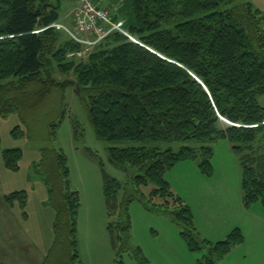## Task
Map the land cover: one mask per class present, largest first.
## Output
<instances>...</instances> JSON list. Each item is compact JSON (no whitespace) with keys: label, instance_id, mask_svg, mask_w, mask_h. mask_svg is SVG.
Wrapping results in <instances>:
<instances>
[{"label":"trees","instance_id":"obj_1","mask_svg":"<svg viewBox=\"0 0 264 264\" xmlns=\"http://www.w3.org/2000/svg\"><path fill=\"white\" fill-rule=\"evenodd\" d=\"M131 10L127 22L112 16L124 22L135 40L116 31L78 59L68 54L82 45L50 27L61 23L60 7L48 0H0V116L17 113L26 130L17 126L12 134L32 138V125L47 114L44 110L57 95L62 104L48 121V138L56 139L69 113L63 99L71 91L99 140L208 142L178 151L109 148L114 165L138 171L131 180L133 193L120 203L125 184L99 162L109 213L120 211L119 220L108 224L117 248L128 251L130 205L141 197V187L152 183L151 198L173 202L171 215L189 248L207 246L199 264H218L243 241L242 234L234 232L216 245L201 239L191 208L170 190L165 174L191 159L212 175L210 143L224 139L239 155L245 206L260 201L264 207V144L254 146L264 138V10L251 0H132ZM77 128L74 121L75 136ZM42 152L36 171L48 188L55 218L53 243L37 264H85L78 240L80 196L70 184L67 155L56 148ZM22 155L21 149L4 150L6 167L18 170ZM27 198V191H14L5 201L14 205L18 200L24 209ZM136 256L140 264H150L140 249ZM0 264L7 263L0 259Z\"/></svg>","mask_w":264,"mask_h":264},{"label":"rangeland","instance_id":"obj_2","mask_svg":"<svg viewBox=\"0 0 264 264\" xmlns=\"http://www.w3.org/2000/svg\"><path fill=\"white\" fill-rule=\"evenodd\" d=\"M110 1L100 0V3L109 5ZM131 1L117 0L113 3L114 8L120 12L124 6L131 15ZM74 2L48 0L51 6L60 4L61 21H66L65 16H71ZM260 102L264 105V96ZM61 104L57 95L50 99V106L44 110L47 114L32 125V138L26 135L15 137L12 134L17 126L26 130L17 113L0 116V247L7 251L6 256L0 259L8 264H37L44 259L53 243L55 212L48 204L49 193L44 179L36 171L39 168L36 164L42 160V149L47 147L63 150L67 155L70 184L80 196L78 240L79 253L85 264H140L136 256L137 249L141 250V256L150 264H199L208 254L207 246L201 244L199 250L189 248L181 233V225L171 215L173 202L167 204L160 197L151 198L152 183L141 187V197L130 205L128 251L113 244L108 224L119 220L120 211L118 209L112 215L109 213L99 161L110 177L125 184L126 189L119 192L120 203L126 194L133 193L131 180L138 171L132 167L125 169L114 165L109 158V148L158 146L178 151L184 146L200 147L208 142L99 140L81 100L71 91H67L63 99V105L69 113L60 124L56 139H49L48 121L54 117ZM74 121L78 122L76 136ZM210 144L214 149L213 174L203 173L196 160L179 161L165 174L170 190L191 208L201 239L216 245L234 232L242 234L243 241L234 245L218 264H264V207L260 201L245 206L239 155L230 149V143L220 139ZM262 144L264 138L260 137L254 146ZM6 149L22 150L18 170L6 167L3 158ZM89 150L97 157H92ZM23 190L28 193L24 209L18 200L12 206L5 202L6 195ZM28 213L29 219L24 221L22 216L25 214L26 217ZM18 224L22 225L26 235H21ZM13 233L19 240L12 253H8L14 247L13 241L8 239Z\"/></svg>","mask_w":264,"mask_h":264},{"label":"built area","instance_id":"obj_3","mask_svg":"<svg viewBox=\"0 0 264 264\" xmlns=\"http://www.w3.org/2000/svg\"><path fill=\"white\" fill-rule=\"evenodd\" d=\"M73 21L74 27L62 23L50 26L63 30L71 39L82 45V49L70 52L68 58L87 57L95 46L116 31L135 40L125 29L124 22L115 21L111 11L102 7L96 0H78Z\"/></svg>","mask_w":264,"mask_h":264},{"label":"crops","instance_id":"obj_4","mask_svg":"<svg viewBox=\"0 0 264 264\" xmlns=\"http://www.w3.org/2000/svg\"><path fill=\"white\" fill-rule=\"evenodd\" d=\"M75 2H74V5H73V7H72V11H71V16L69 17V16H65L64 18H65V20L66 21H60L62 24H65V25H67V26H70V27H74V21H73V13H74V11L76 10V8L78 7V0H74ZM115 1H117V0H112V1H110V3H109V5H102L103 3H100V0H96V2H99L100 4H101V6L102 7H104V8H106V9H109L110 11H111V13L113 14V16L115 17V19H117V20H123V21H126L127 22V20H126V18H128V17H130V15H129V13H128V11H126L125 10V7H123L122 9H121V11L119 12L118 10H115V8H114V2ZM257 7H259L260 9H262V10H264V0H251ZM229 147H230V149L233 151V149L231 148V145L229 144ZM234 152V151H233ZM5 196V195H4ZM4 200H5V197H4ZM6 202V201H5ZM7 203V202H6ZM8 204V203H7ZM9 205V204H8ZM10 206H12V205H10ZM260 213H262L261 211H260ZM262 214H264V213H262ZM25 220L24 221H26V220H28L29 219V213L27 214V216L26 217H24V214H23V216H22ZM19 226H20V229H19V232L21 233V235L22 234H24V235H26L27 233L25 232V230H24V228L22 227V225L21 224H18ZM0 229H2V228H0ZM20 235V236H21ZM8 239L9 240H11V241H13V243H14V247H13V249H11L10 248V251H8V253H12V250H14L15 249V247L17 246L15 243L19 240V237L17 238V235L16 234H12V235H9L8 236ZM7 251H5L4 249H2L1 247H0V258L2 257H5L6 256V253ZM3 261V260H2ZM5 262V261H4ZM6 263V262H5ZM8 264V263H7Z\"/></svg>","mask_w":264,"mask_h":264},{"label":"water","instance_id":"obj_5","mask_svg":"<svg viewBox=\"0 0 264 264\" xmlns=\"http://www.w3.org/2000/svg\"><path fill=\"white\" fill-rule=\"evenodd\" d=\"M57 7H60V4H58ZM76 91H78V90H77V87H76Z\"/></svg>","mask_w":264,"mask_h":264}]
</instances>
